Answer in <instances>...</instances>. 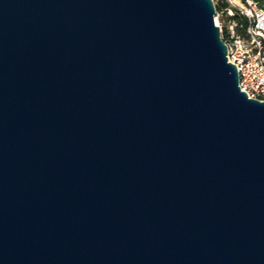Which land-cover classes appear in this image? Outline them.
<instances>
[{
	"label": "water",
	"instance_id": "1",
	"mask_svg": "<svg viewBox=\"0 0 264 264\" xmlns=\"http://www.w3.org/2000/svg\"><path fill=\"white\" fill-rule=\"evenodd\" d=\"M212 0H0V264H264V102Z\"/></svg>",
	"mask_w": 264,
	"mask_h": 264
},
{
	"label": "built area",
	"instance_id": "2",
	"mask_svg": "<svg viewBox=\"0 0 264 264\" xmlns=\"http://www.w3.org/2000/svg\"><path fill=\"white\" fill-rule=\"evenodd\" d=\"M222 1L214 22L226 47L227 63L236 68L240 92L264 102V11L252 0Z\"/></svg>",
	"mask_w": 264,
	"mask_h": 264
},
{
	"label": "trees",
	"instance_id": "3",
	"mask_svg": "<svg viewBox=\"0 0 264 264\" xmlns=\"http://www.w3.org/2000/svg\"><path fill=\"white\" fill-rule=\"evenodd\" d=\"M221 1V0H220ZM254 1L263 11H264V0H252ZM224 6L223 3L216 4L215 5V10L216 12L220 10Z\"/></svg>",
	"mask_w": 264,
	"mask_h": 264
},
{
	"label": "rangeland",
	"instance_id": "4",
	"mask_svg": "<svg viewBox=\"0 0 264 264\" xmlns=\"http://www.w3.org/2000/svg\"><path fill=\"white\" fill-rule=\"evenodd\" d=\"M215 1H217V2L220 4L222 0H221V1H220V0H215ZM222 2H223V1H222Z\"/></svg>",
	"mask_w": 264,
	"mask_h": 264
}]
</instances>
